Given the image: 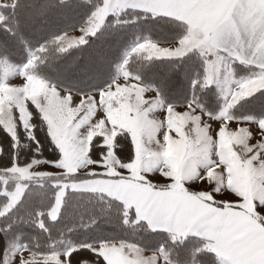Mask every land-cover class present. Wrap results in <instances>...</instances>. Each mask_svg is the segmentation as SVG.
<instances>
[{
  "label": "trees",
  "instance_id": "trees-1",
  "mask_svg": "<svg viewBox=\"0 0 264 264\" xmlns=\"http://www.w3.org/2000/svg\"><path fill=\"white\" fill-rule=\"evenodd\" d=\"M103 3L104 0H15L14 6H0V64L22 67L33 54L36 64L32 72L36 77L80 94L107 89L118 80L125 64L130 76L153 89L166 105L193 104L210 116L220 112L221 91L206 81L207 62L212 57L197 51L184 57H150L135 47L142 42L171 44L182 40L187 28L177 21L124 9L108 16L104 26L86 37L84 44L64 48L59 39L80 29ZM233 72L237 79H243L251 78L256 71L234 61ZM2 75L0 67V83ZM28 110L32 135L16 115L18 143L0 123V214L7 202L1 179L5 171L34 161L57 162L61 156L38 109L29 103ZM230 115L233 119H262L264 90L238 101ZM102 142L100 137L92 142L90 158L94 162H102L106 155L107 147ZM115 153L123 164L134 160V144L128 133L116 137ZM98 177L103 176H75L72 182ZM70 180L64 177L28 182L18 205L0 215V264L15 247H24L36 255L63 253L68 255V264H107L91 248L103 243L159 252L171 264H217L208 241L153 230L133 208L105 194L67 189L58 218L53 220L58 183Z\"/></svg>",
  "mask_w": 264,
  "mask_h": 264
},
{
  "label": "rangeland",
  "instance_id": "rangeland-1",
  "mask_svg": "<svg viewBox=\"0 0 264 264\" xmlns=\"http://www.w3.org/2000/svg\"><path fill=\"white\" fill-rule=\"evenodd\" d=\"M0 2H3L0 6L15 5V0ZM109 4L110 0H104L103 6L93 12L80 29L63 35L59 39L63 47L82 45L86 37L95 35L108 16L119 12L111 10ZM179 46V52L159 51L164 46L155 42H142L135 47L150 57L170 58L186 54L187 42L182 41ZM35 64L33 54L22 67L8 62L0 64L3 73L0 123L17 142L18 115L22 127L32 135L28 110L31 103L44 119L61 156L57 162L34 161L5 171L1 179L7 202L1 216L18 205L28 182L71 178L67 183H58L55 212L51 213L55 220L67 189L102 192L107 188L106 178H118L157 186L170 183L180 189L187 185L195 188L202 198L219 202L239 198L246 212L256 216L258 212L264 223V117L259 120L230 117L231 108L239 100L264 90V80L258 77L237 79L230 62L215 60L208 83L219 88L223 105L216 116H210L193 104L166 105L153 89L131 77L125 64L113 85L90 94L64 89L36 77L32 72ZM120 133H128L136 145L134 160L126 164L121 163L115 153L116 137ZM97 137L107 147L102 162L90 158L92 142ZM83 175L103 177L72 182L75 176ZM10 182L13 184L8 185ZM114 245L137 258L140 253L149 252L121 243H103L91 248L97 252ZM137 260L139 264L146 262L142 257V261ZM38 262L68 264V255H36L24 247H15L7 252L1 264Z\"/></svg>",
  "mask_w": 264,
  "mask_h": 264
},
{
  "label": "crops",
  "instance_id": "crops-1",
  "mask_svg": "<svg viewBox=\"0 0 264 264\" xmlns=\"http://www.w3.org/2000/svg\"><path fill=\"white\" fill-rule=\"evenodd\" d=\"M109 5L111 10L141 11L185 26L187 37L175 43L162 44L164 47L158 50L179 52L180 42L185 41L188 47L186 54L178 57L194 51L210 55L212 58L207 62L208 85H213L208 83L211 64L218 59L230 62L231 68L237 61L255 69V76L251 78L264 80V0H110ZM217 25L221 27L217 28ZM134 148L136 152L135 143ZM106 179L107 188L102 192L77 191L117 198L133 208L138 218L153 230L175 237L195 236L208 241L217 257V264H264V224L258 212L257 216L246 212L239 198L238 201L219 202L202 198L195 188L187 185L180 189L170 183L157 186L118 178ZM210 213L220 214L222 227L218 232L210 233L195 226V221ZM97 252L107 264H139L137 259L141 260V257L146 260L141 264H171L159 252L144 251L137 258L115 245L105 246Z\"/></svg>",
  "mask_w": 264,
  "mask_h": 264
},
{
  "label": "clouds",
  "instance_id": "clouds-1",
  "mask_svg": "<svg viewBox=\"0 0 264 264\" xmlns=\"http://www.w3.org/2000/svg\"><path fill=\"white\" fill-rule=\"evenodd\" d=\"M192 22H190L191 24ZM221 25H217V28ZM196 227L206 229L210 233L218 232L222 227L220 214L210 213L194 222Z\"/></svg>",
  "mask_w": 264,
  "mask_h": 264
}]
</instances>
